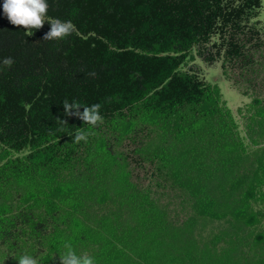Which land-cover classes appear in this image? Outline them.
I'll use <instances>...</instances> for the list:
<instances>
[{
	"label": "trees",
	"instance_id": "obj_1",
	"mask_svg": "<svg viewBox=\"0 0 264 264\" xmlns=\"http://www.w3.org/2000/svg\"><path fill=\"white\" fill-rule=\"evenodd\" d=\"M47 3L48 18L76 31L43 41L47 20L39 30L14 26L0 0V60L15 61L0 64V264L25 254L60 264L65 243L95 264H141L134 245L146 228L177 225L165 196L185 216L179 233L194 237L187 263L264 264V234L251 232L264 223V96L250 99L242 138L219 89L181 70L196 48L208 64L221 58L225 77L227 65L251 73L260 0ZM258 85L264 91V78ZM65 100L81 112L100 104L103 123L66 116ZM80 128L87 142L74 143ZM143 130L161 136L146 150L178 153L172 170L143 159L158 176L154 190L132 180L116 150ZM205 222L223 227L203 242Z\"/></svg>",
	"mask_w": 264,
	"mask_h": 264
},
{
	"label": "rangeland",
	"instance_id": "obj_2",
	"mask_svg": "<svg viewBox=\"0 0 264 264\" xmlns=\"http://www.w3.org/2000/svg\"><path fill=\"white\" fill-rule=\"evenodd\" d=\"M261 8L259 10L258 16L256 18V28L259 30V37L262 42V50L260 54H254V61L249 71L240 72V69H236L235 66L227 65L225 70L227 71V77L223 76L221 70V58L220 60H215L213 63L208 64L202 60L196 54V48L191 51L192 60L185 64L181 68L184 72H192L197 75V77L203 82L215 85L221 94L222 100L225 102L227 108L232 114V117L237 125V132L240 137H244L246 130V116L248 113L245 112L248 103L252 97H259L261 100L264 96V91L262 85H258L259 81L264 78V0H260ZM218 37L214 36L210 39V43H218ZM209 48V45L206 47ZM214 53L212 49L211 54ZM260 55L262 57H260ZM241 75L242 78L239 77ZM235 81L238 84L235 85ZM251 86L255 88L252 90ZM259 94V95H258ZM262 104L264 101L262 100ZM240 109V114L236 113V109ZM216 139L217 136H215ZM161 141V136L157 140L154 137V134L147 133V130L136 132L132 138L118 147L116 150L118 153H121L123 157L127 158L128 168L131 172V177L133 181L138 182L142 187H150L154 190V183L157 181L158 176L154 174V165L148 164L146 161V156L155 155L162 160H164L167 165L170 164L169 169L172 170L175 167V162L177 160L178 153L173 152L169 149H164L162 151L153 152L152 147H149L148 150L145 149V146L148 144H157ZM244 144L248 142L243 141ZM153 144V145H154ZM218 144V143H216ZM264 148V145L262 146ZM252 147H247V150H251ZM145 151V152H144ZM200 151H198L199 153ZM144 159V160H143ZM169 163V164H168ZM169 201V206L167 212L169 218L174 214L178 215L177 218L172 220L177 223L167 225L166 228L160 231L157 227L154 231L147 229L145 234H141L139 237L138 244L134 245L138 255L142 253L143 257L140 259L141 264H191L187 263V252L194 253L192 250L193 238L189 236L186 232L179 233L181 229L178 224L180 221L185 219L184 215L178 214V208L176 200L172 197H162L161 203ZM262 206H259L260 209ZM223 224L218 222H205V226L202 231L199 233L197 239L205 242L211 235H215L218 230H221ZM260 231L264 234V223L256 226L252 229V233ZM198 239V240H199ZM206 257L209 254V248L205 250ZM135 259L133 256L131 260ZM128 264H136L137 262H127ZM139 263V262H138ZM206 264H209L206 261Z\"/></svg>",
	"mask_w": 264,
	"mask_h": 264
},
{
	"label": "clouds",
	"instance_id": "obj_3",
	"mask_svg": "<svg viewBox=\"0 0 264 264\" xmlns=\"http://www.w3.org/2000/svg\"><path fill=\"white\" fill-rule=\"evenodd\" d=\"M3 13L9 23L14 26L22 27L31 31L39 30L43 27L46 20L50 24V30L43 36V41L60 40L71 35L75 29V25L71 21H61L60 19H51L47 17L49 5L47 0H3ZM15 63L12 57H4L0 60V64L11 66ZM95 76V72L88 74ZM64 114L66 116H76L91 127H96L103 123V117L100 115V104L84 106L83 112L80 111L81 106L73 101L69 103L67 100L63 102ZM57 121L60 124H67L65 120ZM89 133L82 128L78 129L74 135V143L81 141L87 142ZM64 253L59 256L60 264H95L94 258L87 253L77 255L70 243L64 244ZM18 264H38L36 258L30 255H22L17 261Z\"/></svg>",
	"mask_w": 264,
	"mask_h": 264
}]
</instances>
